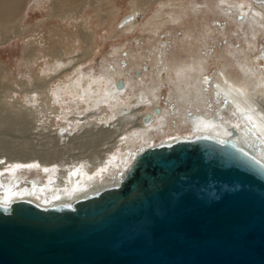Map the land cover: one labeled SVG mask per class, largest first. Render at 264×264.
Masks as SVG:
<instances>
[{"label":"water","instance_id":"water-1","mask_svg":"<svg viewBox=\"0 0 264 264\" xmlns=\"http://www.w3.org/2000/svg\"><path fill=\"white\" fill-rule=\"evenodd\" d=\"M237 134L159 141L69 202L0 204V264H264V160Z\"/></svg>","mask_w":264,"mask_h":264},{"label":"bare ground","instance_id":"bare-ground-1","mask_svg":"<svg viewBox=\"0 0 264 264\" xmlns=\"http://www.w3.org/2000/svg\"><path fill=\"white\" fill-rule=\"evenodd\" d=\"M254 1L264 3V0ZM19 3L20 0H0V10L5 16L11 17L16 14L15 8ZM261 4L250 8L249 12L244 11L239 2L232 0H216L214 7L221 11L226 10L230 15L239 11L245 13L243 17H234L235 22L238 21L239 26L245 24L249 32L257 33L264 28V4ZM49 5L53 6V3ZM164 5L165 3L160 7ZM138 12L135 8L133 15L125 17L123 27H130ZM64 18V15H60L61 20ZM38 47L30 46L24 57L30 58L34 52H39L41 49ZM60 54L58 49L50 53L52 62L42 71L44 76L49 77L48 80L43 77V81L39 84L33 83L31 88L29 83L23 84L21 93L31 107L21 111L20 107L11 106L14 111L6 110L11 103L4 100L5 96L1 94L9 89L0 88V135L8 143H0V204L7 205L15 199H28L43 207L69 202L86 191L110 185L118 180V175L128 167L133 156L145 147L159 141L199 133L225 137L229 135L230 127L238 131L234 138L237 143L253 149L256 157L264 160V79L259 77L257 67L240 65L237 62L233 71L222 66L213 77H205L207 68L204 65L205 59L201 57L197 56V59L192 58V62L190 60L189 63L176 65L171 68L174 75L171 80L177 87V92L172 95L176 98L174 101L177 107L172 114L159 108L160 114L156 115L154 107L150 108V105L157 101V96L150 98L152 92L145 91L135 101H122L121 95L130 84L123 81V88L119 89L111 77L113 75H108L105 80L91 81L84 80L83 76H70L69 82L61 81L62 84L49 88L52 81L69 70L63 68L68 67L73 60L62 59ZM154 88L159 89L160 83ZM42 94L44 97L38 98ZM67 100L81 112L74 118V123L54 127L51 131L49 122L58 118L57 112ZM136 105L140 107L134 108ZM146 113H150L151 118L148 123H143ZM83 114L85 115L81 116ZM173 116L178 123L171 125L167 119ZM174 124L178 125L177 131L181 127L186 129V134H172L152 143V138L165 136L170 131L169 125L172 127ZM19 128L29 135L48 134L47 137L51 136L55 144L48 140L46 144L51 148H45L44 143L40 142L39 146L43 145L42 150L35 148L38 146L23 149V146L11 141ZM135 149L137 151L133 153L132 150ZM68 150H78L76 154H66L73 162L74 159L77 160L74 167L64 162L68 159L64 158ZM84 160L87 161L86 165L83 164ZM23 170L29 173L35 170L37 174L29 178L24 175Z\"/></svg>","mask_w":264,"mask_h":264},{"label":"rangeland","instance_id":"rangeland-1","mask_svg":"<svg viewBox=\"0 0 264 264\" xmlns=\"http://www.w3.org/2000/svg\"><path fill=\"white\" fill-rule=\"evenodd\" d=\"M215 1L20 0L15 8L16 14L11 17L5 16L0 10V88L9 89L1 96H5L4 100H9L11 103L6 110L20 107L23 111L31 107V104L24 99L25 95L21 93L23 84L29 83L31 88L33 83L39 84L43 81V77L45 80L49 79L42 71L49 63L51 64L50 53L56 49L61 53L60 58L73 60L68 67L63 68L70 71L67 70L60 75V78L57 77L52 81L49 88L62 84L61 81L69 82L70 76H83L84 80L91 81L105 80L108 75H113L111 77L116 83L121 79L130 84L121 95L122 101L128 99L130 102L135 101L140 93L151 91L150 98L157 96V101H154L150 108L158 107L170 114L177 107L174 101L176 98L172 96L177 92L175 91L177 87L171 80L174 76L171 68L181 63L186 64L201 57L206 63H204L207 68L205 77H213L222 66L233 71L234 64L238 62L237 64L240 65L257 67L259 77L264 79V28L257 33L249 32L247 25L239 26L238 21L235 22L237 16L243 17L245 13L239 11L240 13H233L234 16L230 15L226 10L221 11L214 7ZM232 1L239 2L241 8L247 12L263 3L254 0ZM50 3H53V6L49 5ZM163 3H165L164 7H160ZM135 8L139 12L133 23L129 25L130 27L128 25L123 27L125 17L133 15ZM60 15H64L65 18L61 20ZM72 16L74 18L71 19ZM30 46L31 48L40 46L38 48L41 50L34 52L30 58L24 57ZM58 74L59 72L56 75ZM158 83L160 88L156 90L154 87ZM42 97L43 94L38 96V98ZM137 107L140 106H134ZM144 110L143 108L141 111L145 112ZM59 111L56 120L50 119L51 131L54 127L74 123V118L78 116V112H81L71 105L70 100L61 104ZM168 121L171 125L178 123L174 116L167 119ZM177 126L169 125V133L152 138V143L172 134H186V129L179 127L180 130L177 131ZM18 130L22 131L20 128ZM19 131L14 134L17 138L14 137L11 141L23 146V149L38 146L35 148L42 150L43 145L39 146L40 142L44 143L45 148H51L47 145L48 140L49 143L55 144L51 136L47 137L48 134H39L42 138L38 134L29 135L23 132L24 129L22 132L25 135ZM0 137L3 138L2 135ZM3 141L4 139L0 143ZM5 142L4 144L7 145L8 143ZM136 149L132 152H136ZM77 151L68 150L64 154V158H68L64 162L70 167H74L77 160L74 159L73 162L68 155L73 152L76 154ZM86 162L84 160L83 164L86 165ZM23 172L29 178L37 174L35 170H31L30 173L24 170Z\"/></svg>","mask_w":264,"mask_h":264}]
</instances>
